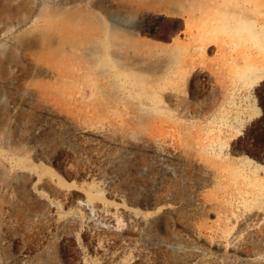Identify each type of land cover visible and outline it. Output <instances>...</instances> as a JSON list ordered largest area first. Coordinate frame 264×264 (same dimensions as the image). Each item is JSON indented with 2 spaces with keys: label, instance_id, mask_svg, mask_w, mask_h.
I'll return each instance as SVG.
<instances>
[{
  "label": "rangeland",
  "instance_id": "rangeland-1",
  "mask_svg": "<svg viewBox=\"0 0 264 264\" xmlns=\"http://www.w3.org/2000/svg\"><path fill=\"white\" fill-rule=\"evenodd\" d=\"M0 264H264V38L0 0Z\"/></svg>",
  "mask_w": 264,
  "mask_h": 264
},
{
  "label": "bare ground",
  "instance_id": "bare-ground-1",
  "mask_svg": "<svg viewBox=\"0 0 264 264\" xmlns=\"http://www.w3.org/2000/svg\"><path fill=\"white\" fill-rule=\"evenodd\" d=\"M205 5L209 17L234 36L253 42L264 38V0H205Z\"/></svg>",
  "mask_w": 264,
  "mask_h": 264
}]
</instances>
